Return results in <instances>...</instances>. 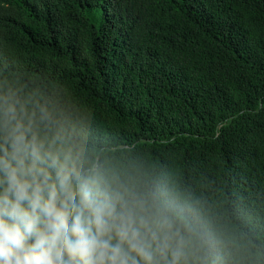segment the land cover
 Here are the masks:
<instances>
[{"label":"trees","instance_id":"obj_1","mask_svg":"<svg viewBox=\"0 0 264 264\" xmlns=\"http://www.w3.org/2000/svg\"><path fill=\"white\" fill-rule=\"evenodd\" d=\"M5 101L170 219L179 264H264V0H0Z\"/></svg>","mask_w":264,"mask_h":264},{"label":"clouds","instance_id":"obj_2","mask_svg":"<svg viewBox=\"0 0 264 264\" xmlns=\"http://www.w3.org/2000/svg\"><path fill=\"white\" fill-rule=\"evenodd\" d=\"M144 211L126 185L113 187L86 167L65 136L42 139L33 118L5 101L0 264H179L172 221L156 222L158 236Z\"/></svg>","mask_w":264,"mask_h":264}]
</instances>
